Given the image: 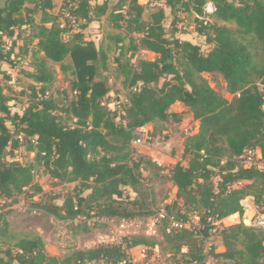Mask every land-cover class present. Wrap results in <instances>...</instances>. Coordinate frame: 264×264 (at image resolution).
<instances>
[{
	"label": "trees",
	"instance_id": "obj_1",
	"mask_svg": "<svg viewBox=\"0 0 264 264\" xmlns=\"http://www.w3.org/2000/svg\"><path fill=\"white\" fill-rule=\"evenodd\" d=\"M158 2L162 6L144 19L146 7L137 0H116L111 7L108 0H62V13L73 17L79 28L65 39L71 28L62 13H51L52 0L3 1L1 80L10 82L2 64L14 68L16 57L25 54L30 43L36 41V49L33 71L25 73L33 83L30 105L20 114L11 113V99L0 87V198L13 199L26 189L35 191L31 197L40 192L33 170L41 166L50 178L77 183L61 205H37L46 213L70 222L92 217L129 221L156 212L152 211L149 179L141 174L149 169L151 175L171 182L177 188L176 200H182L185 211L175 201L164 207L167 215L186 222L189 214L197 213L199 236L185 229L166 233L169 221L163 219L164 246L155 239L132 235L119 244L73 250L59 259L46 254L39 236L18 238L8 233L0 213V246L4 247H0V264H134L128 251L137 246L148 249V255L159 246L174 256L185 247L181 255L185 264H207L208 255L221 264H264L263 230L242 223L218 229L215 224L235 214L242 216L240 201L245 198L256 206L264 204V0ZM207 2L214 4L215 11L209 16L213 21L206 22L200 17ZM165 8L172 15L169 30L163 25ZM180 8L196 15L195 32L203 37L206 52L178 38ZM104 17L113 30H119L114 37L118 51L114 62L126 88L127 102L120 106L123 113L103 101L110 92L103 78L107 55L102 46L86 41L83 32ZM25 31L27 37L22 38ZM19 39L22 47L14 54ZM141 50L156 58H136L132 63ZM66 59L70 64L63 66ZM48 62L71 70V100L66 93L50 94L54 76ZM203 74L220 76L232 99L211 88ZM35 85H39L37 90ZM175 103L187 109L199 128L183 144L181 158L186 166L176 163L160 175L165 169L136 154L132 143L139 128L156 122L179 123L182 115L169 112ZM23 144L33 153V162L6 160ZM247 149L259 150L262 168L243 169L237 164L236 158ZM123 188L130 189L135 198L126 199ZM79 225L87 232L86 221L74 229ZM214 229L224 251L216 253L210 247L207 254L204 243Z\"/></svg>",
	"mask_w": 264,
	"mask_h": 264
},
{
	"label": "rangeland",
	"instance_id": "obj_2",
	"mask_svg": "<svg viewBox=\"0 0 264 264\" xmlns=\"http://www.w3.org/2000/svg\"><path fill=\"white\" fill-rule=\"evenodd\" d=\"M4 0H0V5ZM101 3L104 0H94ZM109 6L113 5L116 0H108ZM53 9L51 13L54 16L61 15L62 13V0H52ZM139 3L146 7L144 19L147 18L148 13L155 11L158 7H161V2L158 0H140ZM208 3V2H207ZM31 7L30 5H27ZM181 14H179L180 22L177 25V36H184L186 38L194 37L192 40L194 44L200 45L203 52L207 51V46L203 43V37L195 35L196 27V15L192 12H183L180 8ZM166 18L163 21V25L167 30L170 29L172 22V15L170 10L165 8ZM61 16L66 17L67 13L63 12ZM38 17V16H37ZM63 21V19H62ZM61 21V22H62ZM207 21H213L211 19ZM206 21V22H207ZM219 25L223 24L217 22ZM79 28L76 26L71 29L64 36L65 39L70 34L78 32ZM86 41H92L96 47L102 46L107 55V69L103 73V78L106 79V85L109 88V94L103 99L104 103L111 106L115 101L118 102L126 93V88L123 83L122 77L116 72V63L114 59L118 54L115 49L114 37L118 34L119 30H113L107 21V17L101 19L100 24L92 23L83 31ZM196 33V32H195ZM28 31H25L21 36L27 37ZM193 34L195 36H193ZM180 39V38H179ZM36 41L30 43L25 54L16 57L17 64L14 68H10L8 65L2 64L3 71L10 77V82L1 80L0 87L3 90V94L11 99L8 103L11 113H22L23 110L30 105V86L33 84L29 80L25 73L33 71V51ZM127 43V41H125ZM124 43V44H125ZM22 47V40L19 39L14 54H17L18 48ZM129 53L127 54V56ZM136 58L154 60L156 55L147 51H139L133 61ZM70 64L69 59L63 62V66ZM48 65L53 73L54 80L50 86V94L57 96L58 93H66L67 100H71L74 93L70 90V83L74 79L71 70L63 71L60 64H54L48 62ZM208 82L211 88L217 93L222 95L225 99L230 101L232 95H229L225 90V83L218 75H202ZM36 90L39 85H35ZM169 111L172 113H179L182 115V119L179 123L172 122H156L155 124H149L147 127H143L146 135L149 139L142 138L140 145H134L132 147L136 154L142 155L146 159H149L157 167L165 169L160 172V175H166L168 169L173 167L176 163H180L186 166V161L181 158L183 153V144L186 138L195 135L198 132L199 122L194 121L191 114L187 112V109L181 104H173ZM69 123V122H68ZM10 130H13L10 127ZM21 138V137H20ZM32 144L35 143L34 137L31 139ZM8 150V149H7ZM33 153L26 151V145H21L15 150L12 155H8L6 160L19 161L22 164L33 162ZM237 159V158H236ZM237 162V160H236ZM238 164V163H237ZM239 165V164H238ZM43 168L37 166L33 170V182L40 189V192L31 195L35 191L26 189V192L15 196V203H12L13 199L0 198V213L4 215V218L8 224V233L15 235L18 238L31 237L33 235L39 236L44 242V249L49 256L63 258L69 252L73 250H85L90 249L100 244H119L122 238L126 236H143L150 239H155L164 246V240L162 237L163 223L157 222L153 225L152 215L144 218L134 219L140 222L137 227L121 219H97L92 217L90 219H77L73 222L61 221L55 216L46 213L37 205H61L66 196L70 195L77 183H65L50 178L48 175L42 173ZM150 170H143L142 176L149 179V186L152 190L153 204L152 211L155 212L158 209H164L166 205H171L177 201L178 207L182 208V200H176L177 188L160 177L153 176L149 172ZM154 171V170H153ZM123 196L126 199L132 200L135 198V194L128 188H123ZM247 208L244 209L242 216L237 214L228 218L222 219L215 223L218 229L222 227L227 228L239 223H242L246 227H252L250 225V219L252 215L257 213L264 216V204L256 206L251 198L243 199ZM151 201V198L150 200ZM192 214H189V222L192 218ZM86 221L85 228L87 232H83V225H79V228L74 229V226ZM169 226V225H168ZM167 226V228H168ZM166 230V229H165ZM167 233V232H166ZM1 248H4L0 246ZM205 252L208 254L210 247L215 248L216 253L224 251L221 245L220 238L216 235L215 229L211 231V236L204 243ZM152 254L148 255V249L144 247H134L128 251L130 260L134 264H185L182 262L181 255L186 253V248L183 247L179 255H172L167 252L161 251V247H155L151 250ZM207 264H221L218 260L214 259L212 255H208Z\"/></svg>",
	"mask_w": 264,
	"mask_h": 264
},
{
	"label": "built area",
	"instance_id": "obj_3",
	"mask_svg": "<svg viewBox=\"0 0 264 264\" xmlns=\"http://www.w3.org/2000/svg\"><path fill=\"white\" fill-rule=\"evenodd\" d=\"M138 3L140 0H137ZM215 11V6L212 2H208L205 4V6L202 9V16L200 17V19H202L203 21H207L209 20V16L211 14H213ZM67 19L68 23V27L71 29H74L77 26V23L75 22V19L71 16H69L67 14V16L65 17ZM66 23L65 21H62L60 24V28L63 29L65 28ZM132 63H134V61L132 60ZM127 102L125 95L123 96L122 99H120V101L114 103V105L111 106L112 109L119 108L120 112L123 113V111L121 110L120 106L125 104ZM20 138V137H19ZM142 138L145 139H149L146 135V132L143 130L142 128L138 129V138L135 139L133 141L134 145H140V143L142 142ZM34 139H36V137H34ZM32 141V140H31ZM237 163L243 168V169H248L250 167H256V168H262V163L260 161V152L259 150H253V149H247L245 150L239 157H237ZM244 200L240 201V204L245 208L246 205L244 204ZM192 218L189 222H182V221H177L174 220L173 217H170L167 215V213L165 212L164 209H158L153 215H152V222L153 225H155L157 222L162 221L163 219H168L169 221V226L168 228H166V232L169 233L172 229H185L188 230L190 232L193 233L194 236H199L200 233V226H199V216L197 213H194L191 215ZM133 221V222H131ZM127 222H131V225H134V227H137L140 222L137 220H129ZM250 225L254 228H258L264 231V216L262 215H258L257 213L254 212V214L252 215L251 219H250Z\"/></svg>",
	"mask_w": 264,
	"mask_h": 264
},
{
	"label": "crops",
	"instance_id": "obj_4",
	"mask_svg": "<svg viewBox=\"0 0 264 264\" xmlns=\"http://www.w3.org/2000/svg\"><path fill=\"white\" fill-rule=\"evenodd\" d=\"M60 2H61V0H60ZM179 14H181V13H178V17H179ZM180 22V21H179ZM179 22H178V24H179ZM195 35H196V33L195 32H193ZM193 34V36H195ZM179 38L181 39V40H184V41H189V42H191L192 44H194V42L192 41V40H194L193 38L194 37H189V38H186V37H184L183 35L182 36H179ZM175 104H180V103H175ZM170 112V111H169ZM172 112V111H171ZM145 127H147V126H145ZM238 215V214H237Z\"/></svg>",
	"mask_w": 264,
	"mask_h": 264
}]
</instances>
